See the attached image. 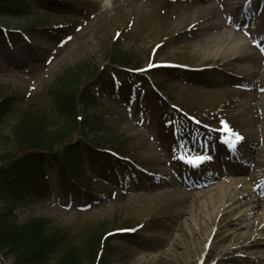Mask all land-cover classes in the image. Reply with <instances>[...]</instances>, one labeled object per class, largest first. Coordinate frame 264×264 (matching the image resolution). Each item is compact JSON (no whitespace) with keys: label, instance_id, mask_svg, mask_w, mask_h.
<instances>
[{"label":"rangeland","instance_id":"rangeland-1","mask_svg":"<svg viewBox=\"0 0 264 264\" xmlns=\"http://www.w3.org/2000/svg\"><path fill=\"white\" fill-rule=\"evenodd\" d=\"M26 7L0 13V34H11L0 35V92L15 99L0 120V156L12 152L28 123L21 106L48 105L54 79L85 61L115 81L95 91L100 105L86 109L96 127L89 135L106 149L117 146L128 161L118 174L101 165L78 170L85 184L94 182L79 200L66 197L57 166L46 163V191L14 202L17 219L46 217L86 237L76 246H90L89 254L111 233L104 264H264V178L246 181L264 174V89L256 85L264 70V0H30ZM201 24L248 41L256 77L241 75L242 62L204 54L212 29L201 31ZM115 42L138 62L134 69L107 62ZM33 105L27 109L38 113ZM52 121L43 127L49 136ZM236 133L242 139L233 147ZM65 138L85 141L77 132ZM234 185L239 197L220 201L219 190ZM7 198L0 197V211L11 204ZM243 208L250 209L240 216ZM15 262L0 253V264Z\"/></svg>","mask_w":264,"mask_h":264},{"label":"trees","instance_id":"trees-1","mask_svg":"<svg viewBox=\"0 0 264 264\" xmlns=\"http://www.w3.org/2000/svg\"><path fill=\"white\" fill-rule=\"evenodd\" d=\"M27 1L30 0H0V13L26 9ZM40 1L54 6L60 4V0ZM49 27L52 28V25ZM112 46L111 50L105 53L107 62L127 70L134 69L132 65L135 66L138 62L128 60L127 54L118 44L116 45V42ZM78 64L80 65L64 68L54 79L52 89L45 92L48 105L36 103L42 106L37 107L32 102L25 107L21 106L20 113L25 114L28 123L22 127L20 135L16 134L17 143L12 152L0 156V197L2 199L8 197L7 199L11 201L8 207L0 211V253L3 259L6 255L12 256L16 264L87 263L84 259L88 260V264H104L107 262L104 253L107 254L112 248L109 245L111 233L106 232L99 241L103 244L102 248L89 254L90 246H76L78 243L88 242L86 237L77 236L63 226L53 225L46 217L37 216L19 221L14 212L15 205H12L28 195L41 194V190L46 191L48 183L45 174L46 162L57 165L62 190L67 195L73 192L78 196V200L80 192L92 193L94 188V182L87 185L81 180L77 175L78 170H84V166L89 163L95 169L101 165L108 168L104 170L105 172L118 174L119 167H123L125 163L117 146L106 149L101 147L103 143L97 142L89 135V129L96 130V127L90 124L94 121L93 116L86 113L88 107L100 105L96 102L95 91H107V88L110 90L115 81L104 67L95 64L89 68L85 61ZM81 65L85 67L83 70L85 74L80 71ZM84 76L88 77L89 83L77 88L75 82H79ZM94 85L97 86L96 89L92 87ZM157 86L161 88L162 84ZM39 97L41 100L45 99L44 95ZM14 102L12 95L0 92V120L10 112ZM31 105L38 108L33 109L38 113L27 109ZM52 120H56L54 121L56 128L49 136L43 127L47 128ZM70 132L84 135L85 141L82 138L74 143L66 140L65 137Z\"/></svg>","mask_w":264,"mask_h":264},{"label":"bare ground","instance_id":"bare-ground-1","mask_svg":"<svg viewBox=\"0 0 264 264\" xmlns=\"http://www.w3.org/2000/svg\"><path fill=\"white\" fill-rule=\"evenodd\" d=\"M214 25H205L201 24L200 27H198L201 31L202 30H210L212 29ZM225 26V25H224ZM235 31V30H233ZM209 37L207 39V45L203 47V53H208V55L213 56H220L224 58L225 63L228 65H233L238 62H242L243 65L238 67V71L241 73V75L250 76V77H256L255 70L253 69V66L250 64L248 57H251L252 53L248 51L249 42L246 41L241 35H236V33H232V30L230 29H223L222 31H217L215 29H212V31L209 32ZM246 37L248 36V32L246 31ZM225 41V42H224ZM222 43V46H218L217 48L215 45H220ZM224 43V44H223ZM212 52V53H210ZM210 53V54H209ZM210 55V56H211ZM208 56V57H210ZM259 56V55H258ZM262 76H259V79L256 83L257 89L261 88L264 89V70L262 71ZM243 92L242 89L239 91V93ZM258 103L263 107L264 106V93L259 95ZM257 105V104H256ZM249 110L247 106H243L242 109L239 111L240 113H246ZM262 162V161H260ZM264 178V174L262 173H254L252 177L248 178L246 181H261ZM234 185L231 190H225L224 188H221L219 190V196H222L220 198V201H222L225 197H230L235 201L239 197V192ZM211 201V200H210ZM219 201V202H220ZM220 205H223L222 202ZM249 205V204H248ZM250 208H243L241 211H239V215L243 216L247 210ZM264 214V211H263ZM264 221V220H263ZM258 223V220H257ZM264 224V222H263ZM260 233V232H259Z\"/></svg>","mask_w":264,"mask_h":264},{"label":"snow or ice","instance_id":"snow-or-ice-1","mask_svg":"<svg viewBox=\"0 0 264 264\" xmlns=\"http://www.w3.org/2000/svg\"><path fill=\"white\" fill-rule=\"evenodd\" d=\"M235 139L237 140V141H239L240 139H242V137L239 135V133H236L235 134ZM231 146H235L234 144H232ZM207 157H203V158H201V157H198V158H196V161L195 162H199V160L200 159H206Z\"/></svg>","mask_w":264,"mask_h":264}]
</instances>
